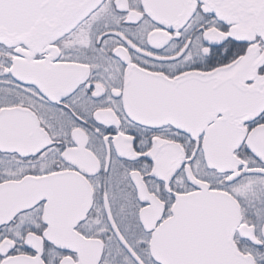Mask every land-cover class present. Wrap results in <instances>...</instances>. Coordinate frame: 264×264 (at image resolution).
<instances>
[{
  "label": "snow or ice",
  "instance_id": "snow-or-ice-1",
  "mask_svg": "<svg viewBox=\"0 0 264 264\" xmlns=\"http://www.w3.org/2000/svg\"><path fill=\"white\" fill-rule=\"evenodd\" d=\"M0 264H264V0H0Z\"/></svg>",
  "mask_w": 264,
  "mask_h": 264
}]
</instances>
